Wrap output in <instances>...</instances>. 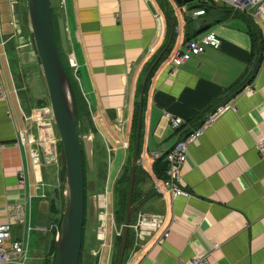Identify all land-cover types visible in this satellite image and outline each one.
Returning <instances> with one entry per match:
<instances>
[{
    "label": "crops",
    "instance_id": "crops-1",
    "mask_svg": "<svg viewBox=\"0 0 264 264\" xmlns=\"http://www.w3.org/2000/svg\"><path fill=\"white\" fill-rule=\"evenodd\" d=\"M170 1L171 11L167 0H66L65 9L55 2L52 8L65 19L73 53V57L66 53V60L86 103L78 122L84 147L90 135L92 146L103 142L109 153L122 147L133 103L154 68L141 115V150L136 159L146 179L140 181L138 193L141 211L161 213L165 220L143 245L134 247L133 225L139 211L129 226L132 236L121 264H177L206 252L207 264H264V156L256 146L258 141L264 144V15L249 18L227 3L213 1L203 7V14L193 17L190 10L199 8L194 6L196 0L187 11L184 4ZM26 7L27 0H0V88L5 93L0 96V223L12 221L13 207L25 201L29 234L50 233L51 241L58 228L50 220L49 204L46 224L34 217L33 205L38 199H56L61 147L30 42ZM250 20L259 28L261 52L251 47ZM209 30L220 38V47L208 45L172 70L171 55L183 50L188 39ZM53 31L59 38L57 19ZM69 58L77 65L76 74ZM148 62L150 68L143 75ZM246 85L252 87L249 94L242 91ZM28 87L34 98L27 94L24 100ZM228 98L234 99L236 110L222 113L188 144L180 184L188 195L166 193L160 198L152 182L166 178L167 163L159 172L162 167L156 162ZM167 112L184 121L181 130L170 124ZM23 129L32 143L19 140ZM20 167L25 170L24 185L18 184ZM18 226L22 236V222L12 223L10 231ZM165 229L168 235L158 241ZM10 235L11 239L20 236ZM213 243L219 246L213 248ZM28 244L29 237L27 251ZM112 256L113 252L111 261Z\"/></svg>",
    "mask_w": 264,
    "mask_h": 264
},
{
    "label": "water",
    "instance_id": "water-1",
    "mask_svg": "<svg viewBox=\"0 0 264 264\" xmlns=\"http://www.w3.org/2000/svg\"><path fill=\"white\" fill-rule=\"evenodd\" d=\"M176 5H183L192 0H173ZM51 0H27V28L29 38L39 64L42 80L47 91L53 130L61 142L60 168L64 171L61 180L62 216L56 244L53 264H78L82 244L84 220V192L94 190V181H84V169L80 138L78 134V112L74 91L69 76L63 66L57 41L63 52L69 49L65 19H57L59 38H55L51 16ZM142 81L136 121V143L132 157L124 229L119 253L120 264L124 255L129 228L134 171L137 165V147L140 132L142 99L144 84ZM88 146L84 147L87 167L92 168V141L89 136Z\"/></svg>",
    "mask_w": 264,
    "mask_h": 264
},
{
    "label": "built area",
    "instance_id": "built-area-1",
    "mask_svg": "<svg viewBox=\"0 0 264 264\" xmlns=\"http://www.w3.org/2000/svg\"><path fill=\"white\" fill-rule=\"evenodd\" d=\"M224 2L227 3L233 10L242 13L249 18L260 19L262 15H264V0H196L198 4H208L211 2ZM60 8L65 7V0H59ZM185 10L187 11L188 6L184 5ZM204 13V8L199 7L195 10H190V14L193 17L199 16ZM160 16H157L159 20ZM162 25V24H161ZM212 46L213 48H219L221 45L220 38L216 35L213 30H209L208 32L202 34L200 37H196L194 39L187 40L183 46V50H176L170 57V61H172L173 66L172 70L176 69L178 65L185 62L191 55L198 54L204 51L206 46ZM69 56L73 57V54L70 53ZM69 61L72 65L76 67V63L73 59L69 58ZM242 91L246 92L247 94L252 92L251 85H246ZM3 91L0 89V96L2 97ZM227 110H236L234 99L231 98L230 100L226 101L225 103L217 105L212 111H210L201 124L188 131V133L181 139L177 140L171 148L166 153V178L162 181H158L155 179L152 182L153 188L159 193V197L166 193L170 195H188L187 192L181 189L180 184L182 183L181 177V167L186 160L188 144L195 142L198 137L201 135L203 130L213 123L215 119L224 113ZM165 117L169 120L170 124L178 128L183 124V120L176 115H172L171 113H165ZM26 130L23 129L19 133V140L22 143L28 142L32 143V139L26 135ZM123 147L127 148V141H122ZM257 150L263 154L264 156V144L262 141H258ZM34 161L37 160V156H33ZM18 184L24 185L25 182V170L20 167L18 173ZM95 201L99 198L102 201V209L105 213V224L102 225L100 231V236H97L100 244L97 249L99 255L95 253L98 258V264L100 263L104 249H107V259L111 253L112 242H111V235H108V231H106L107 220L110 219L111 222L114 223V215H108L107 212V197L106 193L102 196H95ZM11 209V207H8ZM26 211H27V204L23 201L19 205H15L13 207L12 221H5L0 223V264H26L27 258V242H28V222L26 221ZM164 216L161 213L156 212H147L141 211L138 215V218L133 225L134 229V237H133V246H141L143 245V240L146 238L147 235L152 234L153 232L160 229L164 223ZM22 222L23 223V231L22 236L19 239L12 240L10 235V226L12 223ZM114 228L115 235H120V229L117 230L115 225L112 226ZM168 235V229H165L162 234L160 235L158 241H162ZM218 243H213L212 247H218ZM209 253H198L195 254L193 257L187 260H178L177 264H207L208 262Z\"/></svg>",
    "mask_w": 264,
    "mask_h": 264
},
{
    "label": "rangeland",
    "instance_id": "rangeland-1",
    "mask_svg": "<svg viewBox=\"0 0 264 264\" xmlns=\"http://www.w3.org/2000/svg\"><path fill=\"white\" fill-rule=\"evenodd\" d=\"M57 2H58L57 0L55 1L51 0L52 5L53 3L54 5L55 4L57 5ZM167 2L169 5V9L171 11L172 10L171 1L167 0ZM26 15L27 13L25 10V16ZM23 36L27 37L25 34H23ZM22 43H25V40H23ZM34 82L35 81L33 79L30 80L31 84H33ZM24 84H26L25 86L29 84V82H27V79ZM27 94H29L31 98H34V93L29 87L26 91L24 90V95H23L24 100ZM125 132H126V138L128 142L130 143L129 150H126L125 148H123L124 150L121 149L123 147V144H122L121 148H119L118 150L114 149L112 150L111 153H109L105 145H103V143L97 142L96 146L94 143V150L92 151L93 153L92 168H88L85 173L87 181L89 180L94 181V190L92 192H88L89 224H86L85 226L84 245L86 247L83 248L79 264H96L97 256L95 255V253L99 255V252H97V249L100 244L99 240L97 239V236H100V231H102L101 230L102 225L105 224V220H106V217L104 215L101 217L102 223L97 221L96 217H98V214L99 213L101 214L104 210L102 209L101 199L99 198L98 200L94 201L92 194H94L95 196L97 195L102 196L106 193L108 215L110 214L116 215L120 213L121 205L118 202L119 200V196H118L119 175L125 167H128L129 164L132 163L131 157H132V150H133L134 130L130 125L129 128ZM110 146L113 147L112 144H110ZM87 159H88V164H90V159L89 158ZM140 171H142L141 168L138 171V174L140 177L137 179L134 185L135 192L136 191L139 192L141 190L139 183L141 180L143 183L144 180L146 179L145 173L140 174ZM135 198L137 200V196ZM48 204H49V200L38 199L34 202V205H33L34 217L38 221H42L45 224H46L47 216H49ZM141 210H143L141 203H138V204L136 203L135 205H132V209L130 213V220H129L130 224L134 222V219L137 213ZM104 217L105 219H103ZM115 220L119 222L117 219ZM113 225L114 223L111 222L110 219L108 218L106 231H108L109 236L111 235V232H112L111 227ZM117 230H119L118 227H117ZM10 232L13 237H16L18 234L20 235L19 238L21 237L20 226L12 228V231ZM129 236L130 237L132 236V228H129ZM49 243H50V233H48L47 235H44L39 231H32L29 234V244H28L26 264H42L43 259L45 258V255L47 254ZM118 245L119 244L116 242V246ZM89 248L93 250L94 257L89 253ZM111 251H112V248H111ZM106 253H107V249L105 248L100 264H111L112 263L110 257H109V260L107 261Z\"/></svg>",
    "mask_w": 264,
    "mask_h": 264
},
{
    "label": "trees",
    "instance_id": "trees-1",
    "mask_svg": "<svg viewBox=\"0 0 264 264\" xmlns=\"http://www.w3.org/2000/svg\"><path fill=\"white\" fill-rule=\"evenodd\" d=\"M190 4L191 3H189L188 6ZM194 6H201V7L206 8V7H208V4L205 5V4L196 3ZM51 16H52V20H53V25H56V19L58 17L55 15V13L52 10H51ZM247 28H248L247 32H248V34L250 36V39H251V47H253L254 52H257V51L259 52L260 49H261V43H262V40L260 38L259 28L251 20L247 21ZM56 38H58V37H56ZM57 45H58L61 61L63 63V66H64V68H65V70H66V72H67V74L69 76V79L71 81V84H72V88H73L74 96H75V100H76V106H77V112H78V122H79V120H80L79 117H80L81 112H82V110H81L82 104L86 108V103L84 101L82 102L80 93H79V91L77 89V86H76V82L73 79L72 74H71V72L69 70L68 63L66 61V53L62 51L58 41H57ZM150 65H151V62L146 63V66L144 67V70H143V75L149 70ZM153 69L150 70V73L148 75V78L146 80L145 87H144V94H143V99H142V115H143V111H144V107H145L146 91H147V88H148L149 80H150V78H151V76L153 74ZM255 70L256 69H254L253 71L255 72ZM228 99H226L224 101H221L218 104L224 103ZM218 104H216L211 110H213ZM137 115H138V96H137L136 101H134V103H133V113H132V121H131V127L134 130L132 156H133V153H134V147H135V142H136V121H137ZM198 117H200V114L197 115V118ZM182 127H183V125L180 126L177 129V131L181 130ZM187 133H188V131H187ZM187 133H184V135L182 137H184ZM141 135H142V121H141V126H140L139 137H138L137 159L139 158L138 155H139L140 150H141L140 149L141 141H142V138H141L142 136ZM101 143H103V142H101ZM61 145L62 144L60 142V147H61ZM128 147H130V143L129 142H128ZM81 150H82V158H83L84 181H86L85 173H86V170L88 169V167H87L86 153H85V150H84L82 145H81ZM164 157H165L164 155L161 156L159 158L160 160L156 162V164H160L159 166H161L162 168L164 167L163 169L160 168L159 172H162V171L165 170L166 162L164 160ZM131 161H132V157H131ZM131 164L132 163H130L128 167H125L122 170V172L120 173V175H119V181H118L119 182V184H118L119 200H118V202L121 205V209H120V213H118L116 215L114 214V221H115L116 226L118 228H121V234L117 235V236L114 235V250H113V256H112V263L111 264H120L119 253H120V247H121L122 236H123V229L122 228H123V224H124V220H125V213H126V206H127ZM139 170H140L139 166L136 165L135 171H134V181H133V190H132V199H131V204L132 205H135L136 203H139V202L142 201V199L140 198L141 195L138 193V191L135 192V188H134V185H135V183L137 181V178H138V171ZM63 174H64V171L61 170V175L62 176L60 178V181L63 178ZM60 189H61V184H60L59 188L57 189V193H56V196H55L56 199H51L50 202H49V208H50V212H51L50 220L52 222H56L58 229H59V226H60L62 210H63L62 209V205H61V191H60ZM136 196H137V200L135 198ZM87 199H88V191L85 190V192H84V220H83V228H82V244H81V251H80V255H79L78 264L80 262V257H81V254H82V251H83V248H84L85 226H86V224H88V219H87L88 218V202H87ZM57 206H59V207L57 208ZM102 216H103L102 213L98 214V221L99 222H101V219H102L101 217ZM115 219H117L119 222H117ZM55 234H56L55 231H52V238H51V241H50L51 244H50V248H49V254H48V256H46L43 259V263L42 264H53L54 252H55V244H56ZM116 242L119 244L118 246H116ZM128 244H129V234L127 235L126 247L128 246Z\"/></svg>",
    "mask_w": 264,
    "mask_h": 264
},
{
    "label": "bare ground",
    "instance_id": "bare-ground-1",
    "mask_svg": "<svg viewBox=\"0 0 264 264\" xmlns=\"http://www.w3.org/2000/svg\"><path fill=\"white\" fill-rule=\"evenodd\" d=\"M103 216H104V212H102ZM89 253L93 256V250L91 248H89Z\"/></svg>",
    "mask_w": 264,
    "mask_h": 264
},
{
    "label": "flooded vegetation",
    "instance_id": "flooded-vegetation-1",
    "mask_svg": "<svg viewBox=\"0 0 264 264\" xmlns=\"http://www.w3.org/2000/svg\"><path fill=\"white\" fill-rule=\"evenodd\" d=\"M87 202H88V207H89V201L87 200ZM88 214H89V208H88ZM104 215H105V213H104ZM103 219H105V217Z\"/></svg>",
    "mask_w": 264,
    "mask_h": 264
}]
</instances>
